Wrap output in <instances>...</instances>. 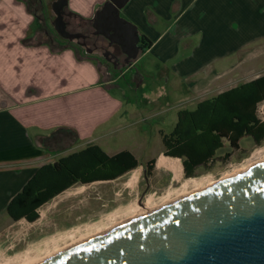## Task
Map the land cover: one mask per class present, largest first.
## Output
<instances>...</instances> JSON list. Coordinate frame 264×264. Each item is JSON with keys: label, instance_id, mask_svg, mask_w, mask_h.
I'll return each mask as SVG.
<instances>
[{"label": "crops", "instance_id": "1", "mask_svg": "<svg viewBox=\"0 0 264 264\" xmlns=\"http://www.w3.org/2000/svg\"><path fill=\"white\" fill-rule=\"evenodd\" d=\"M53 1L44 0L49 9L43 8L47 15L41 20L24 0H0V232L17 223L8 205L41 166L129 128L113 122L124 100L111 89L125 76L101 69L72 47L25 44L54 36ZM106 1L68 0V8L89 20ZM121 15L137 26L146 44L127 86L144 90L154 77L167 84V99L182 96L178 105L197 106L241 85L234 70L249 54L264 50V0H129ZM241 75L243 82L262 76ZM164 111L156 107L149 116ZM60 128L77 133L73 144L60 139L59 146L49 148L42 143Z\"/></svg>", "mask_w": 264, "mask_h": 264}, {"label": "water", "instance_id": "2", "mask_svg": "<svg viewBox=\"0 0 264 264\" xmlns=\"http://www.w3.org/2000/svg\"><path fill=\"white\" fill-rule=\"evenodd\" d=\"M129 0H108L94 28L122 47L130 65L143 51L135 24L121 15ZM56 0L53 27L67 40ZM39 264H264V161L77 244Z\"/></svg>", "mask_w": 264, "mask_h": 264}, {"label": "rangeland", "instance_id": "3", "mask_svg": "<svg viewBox=\"0 0 264 264\" xmlns=\"http://www.w3.org/2000/svg\"><path fill=\"white\" fill-rule=\"evenodd\" d=\"M51 17L53 18V15ZM41 39L43 40L42 37ZM46 40L48 39L46 38ZM55 46H58V44ZM143 63L145 65L149 64L147 59ZM251 71L264 75V50L248 55L244 66L237 67L234 70V81H239L240 84L245 83L246 81L243 82L244 79L239 78H243L242 73H250ZM129 78L130 74L121 78L117 87L114 85L111 89L113 94L124 100L122 112L113 118L114 125L129 126V128L112 136H104L99 141V146L109 155L123 150L122 148H127L135 155L139 163L142 164L137 168H141L137 185L134 188L126 186L131 171L112 181H98L85 185L76 184L70 187L39 208V218L35 222L17 221V223L1 231L0 256L2 254L5 258H11L17 253L38 246H42V249H44V243L52 236H59L68 232V230L71 231L77 228L84 231L86 228L84 226H89L88 224L94 225L99 222L107 224L108 222L105 221L107 216L118 209L133 202L143 205L149 195L155 194L157 198L163 197L169 187L178 188L181 186L180 183L172 180L170 172L157 168L158 156L161 152L163 154L164 151L161 132L171 133L177 123V111L183 109L194 110L196 104L189 102L187 105H178L182 102V96L175 98V94L167 99V84L156 80L154 77L143 85L146 92V95H143V89L133 91V88L127 86L126 81ZM232 86L234 87V85ZM181 89L183 91L184 87ZM177 90H180V88ZM176 95L182 94L176 93ZM214 96L216 95H211L208 98ZM178 100L181 102H178ZM156 107L158 110L165 111L160 112L162 114L160 117L149 116ZM257 115L261 121H264V102L258 105ZM263 145L264 141L261 144H256L249 137L242 138L240 148L231 151L228 158H226V153L230 149L226 145L210 164L197 168L193 177L209 176L215 182H218L225 174L232 173L236 168L242 166L253 155L254 151ZM152 159L156 160L155 166L150 175L145 176V165ZM183 179H187L185 173H183ZM82 186L86 188L81 193L65 195L66 191L75 190ZM56 202L57 204H55ZM47 207L49 208L47 215L42 217L41 209Z\"/></svg>", "mask_w": 264, "mask_h": 264}, {"label": "trees", "instance_id": "4", "mask_svg": "<svg viewBox=\"0 0 264 264\" xmlns=\"http://www.w3.org/2000/svg\"><path fill=\"white\" fill-rule=\"evenodd\" d=\"M27 7L37 16L32 7ZM47 39H26L25 44L48 42L58 44L55 47L60 50L70 47L55 36L50 35ZM263 102L264 75L201 101L194 110L180 111L173 131L169 134L161 132L163 154L181 159L185 176L189 178L194 176L197 168L210 164L226 145L230 149L226 153L228 158L231 151L240 148L242 138L249 137L261 144L264 141V121L258 117L257 107ZM76 137L75 131L60 128L43 138L42 143L51 148L60 139L66 143L70 140L69 143L73 144ZM155 163L156 160L152 159L145 165V176L150 175ZM140 165L130 151L109 155L99 145L90 144L83 150L41 166L9 203L7 212L16 222L21 219L35 222L39 218L38 209L70 187L112 181Z\"/></svg>", "mask_w": 264, "mask_h": 264}, {"label": "bare ground", "instance_id": "5", "mask_svg": "<svg viewBox=\"0 0 264 264\" xmlns=\"http://www.w3.org/2000/svg\"><path fill=\"white\" fill-rule=\"evenodd\" d=\"M262 161H264V145L256 149L253 155L247 159L242 166L236 168L234 172L232 171V173L225 174L221 180L241 173ZM157 168L170 172L172 174V180L180 183L181 186L178 188H175L174 186L169 187L166 193L163 194V197L157 198L155 194H151L146 198L143 205L133 202L126 207L118 209L107 216V218L105 217V221L108 222L107 224L104 222H99L94 225L88 224L89 226H84L86 227L85 230L83 229L84 231L77 228L71 231L68 230V232H65L64 234L62 233V235L60 234L59 236H52L53 238L51 237V239L44 243V249H42V246L30 248L25 252L17 253L11 258H5L1 254L0 264H39L62 251L93 238L133 218L155 210L185 195H189L217 183V181L215 182V180L209 176L183 179L184 167L181 159L179 158L161 155L157 162ZM140 169L141 168L131 172L130 177L126 182L127 187L134 188L137 185L141 173ZM85 188V186H82L75 190H68L65 192V195L69 196L74 193H81ZM55 204H57V202ZM48 207L41 209L42 217L47 215L50 208Z\"/></svg>", "mask_w": 264, "mask_h": 264}, {"label": "flooded vegetation", "instance_id": "6", "mask_svg": "<svg viewBox=\"0 0 264 264\" xmlns=\"http://www.w3.org/2000/svg\"><path fill=\"white\" fill-rule=\"evenodd\" d=\"M27 5L32 7L39 19H46L47 13L43 10L47 9L44 6V0H24ZM56 1V0H55ZM50 5L51 13L53 15L52 25L56 19V15L52 9V4ZM101 8V7H100ZM63 22L66 25V31L70 35H80L79 38H74L73 40H67L58 35L54 29L56 38L64 41L67 45L80 51L82 55L95 61L101 69L110 70L113 72H118L121 76H126L129 73L130 68H132L133 63L130 65V60L128 56L123 52L121 46L112 43L110 39L103 35H98L97 29L94 28V19H84L79 15L71 12L68 6L63 7L61 10ZM54 28V27H53ZM140 48L143 50L142 40L139 44ZM142 53V52H141ZM140 53V54H141Z\"/></svg>", "mask_w": 264, "mask_h": 264}]
</instances>
